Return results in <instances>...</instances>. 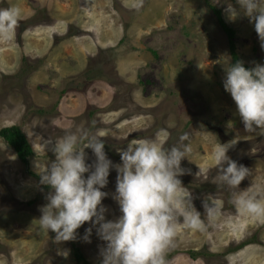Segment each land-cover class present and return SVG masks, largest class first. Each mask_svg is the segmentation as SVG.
<instances>
[{
	"label": "rangeland",
	"instance_id": "rangeland-1",
	"mask_svg": "<svg viewBox=\"0 0 264 264\" xmlns=\"http://www.w3.org/2000/svg\"><path fill=\"white\" fill-rule=\"evenodd\" d=\"M209 2L236 30L243 61L264 65L254 23L243 14L230 20L225 12L228 4L239 7L236 0ZM128 3L0 0V8L21 11L14 37L0 40V128L19 125L34 150L27 168L0 136V264H83L74 247L101 264L105 242L96 228L90 243L83 240L90 223L77 230L75 241L56 244L55 233L42 231L38 220L51 191L39 183L38 173L55 160V140L85 131L103 136L113 164L121 163L118 149L133 140L167 148L187 133L184 143L192 151L181 161L186 173L179 179L192 193L206 230L185 229L180 217L167 264H264V220L238 213L231 202L233 192L264 189V134L245 130L224 89L231 63L227 34L205 0H144L139 11ZM233 142L228 156L251 173L239 189L212 182L218 173L215 147ZM85 152L86 163L93 164L94 153ZM116 177L113 167L102 189L109 194L102 201L106 220L121 215L113 199ZM209 197L221 205L213 223L204 217Z\"/></svg>",
	"mask_w": 264,
	"mask_h": 264
},
{
	"label": "clouds",
	"instance_id": "clouds-1",
	"mask_svg": "<svg viewBox=\"0 0 264 264\" xmlns=\"http://www.w3.org/2000/svg\"><path fill=\"white\" fill-rule=\"evenodd\" d=\"M218 4L221 0H212ZM144 0H129L127 7L139 11ZM239 6L228 4L225 12L230 20L241 14L247 16L264 48V0H236ZM18 7L0 8V40H11L20 27ZM223 86L235 102L245 130L264 134V65L246 68L242 61L228 63ZM103 136L82 132H66L55 140L53 160L41 173L39 183L51 191L47 203L41 206L39 227L55 233L53 243L77 239V230L86 222L83 240L91 242L93 227L105 242L101 248V264H167L166 253L177 236V224L182 217L185 229L205 231L201 213L192 203V193L180 176L186 173L181 161L191 153L188 134L180 135L177 144L165 148L163 144L146 139L133 140L126 148L118 149L121 163L113 164L105 152ZM52 143L49 139L46 144ZM235 144L219 143L212 154L218 173L212 182L228 189H239L250 169L228 156ZM86 148L96 159L86 163ZM226 165V166H225ZM117 171L113 199L119 204L121 215L106 220L108 209L102 201L109 194L102 191L108 184L110 169ZM85 173H89L85 177ZM208 176H204L207 180ZM208 199H211L209 197ZM203 202L205 216L213 223L220 215L221 205L214 199ZM231 202L238 213L264 220V189L233 192ZM67 257V251L58 250Z\"/></svg>",
	"mask_w": 264,
	"mask_h": 264
},
{
	"label": "trees",
	"instance_id": "trees-1",
	"mask_svg": "<svg viewBox=\"0 0 264 264\" xmlns=\"http://www.w3.org/2000/svg\"><path fill=\"white\" fill-rule=\"evenodd\" d=\"M205 1H207L210 8H212V10L217 16V22L227 34L228 46L231 55V63L234 64L236 61L239 60L243 62L246 68H252L249 64L243 61L237 51V45L235 42L236 30L225 21L222 15V11L220 9L210 4L209 0ZM0 136L4 138L14 148L21 162L24 163L27 168H29L30 157L34 154V150L22 128L17 124L4 126L0 128ZM28 171H30V169H28ZM45 187L48 188V186ZM73 253L77 261L83 262V264H92L86 259V257L83 255V253L78 247H74Z\"/></svg>",
	"mask_w": 264,
	"mask_h": 264
}]
</instances>
